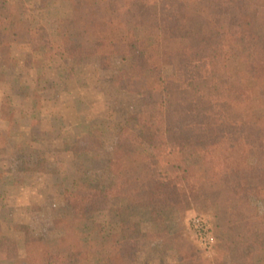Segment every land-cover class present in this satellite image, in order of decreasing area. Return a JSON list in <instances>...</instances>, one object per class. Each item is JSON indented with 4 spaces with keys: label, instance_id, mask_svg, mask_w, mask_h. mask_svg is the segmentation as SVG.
I'll use <instances>...</instances> for the list:
<instances>
[{
    "label": "trees",
    "instance_id": "1",
    "mask_svg": "<svg viewBox=\"0 0 264 264\" xmlns=\"http://www.w3.org/2000/svg\"><path fill=\"white\" fill-rule=\"evenodd\" d=\"M63 1L71 27L55 51L44 43L42 28L31 30L23 18L24 0H0V64L16 65L13 47L25 31L32 34L33 51L42 48L50 58L94 55L105 70L116 59L131 63L124 78L128 91L159 97L143 107L138 131H121L122 145L109 163L105 192L119 201L120 216L130 220L138 204L160 223L154 191L181 177L184 190L167 198L181 216L192 208L183 200L187 193L209 202L219 247L241 245L227 264H264V213L253 201L264 180V0ZM138 28L145 30L142 36ZM200 154L206 157L188 163ZM259 196L264 201V189ZM95 224L83 216L55 219L58 238L28 244L25 263L123 264L132 240L105 235ZM156 237L183 246L182 233Z\"/></svg>",
    "mask_w": 264,
    "mask_h": 264
},
{
    "label": "rangeland",
    "instance_id": "2",
    "mask_svg": "<svg viewBox=\"0 0 264 264\" xmlns=\"http://www.w3.org/2000/svg\"><path fill=\"white\" fill-rule=\"evenodd\" d=\"M24 2L23 18L31 30L42 28L44 43L56 51L62 46L63 32L71 27L69 3ZM135 31L142 36L145 30ZM31 35L25 31L14 45L16 65L0 64V264H26L28 244L60 235L55 219L82 216L90 227L101 226L105 235L129 236L132 252L123 264L229 263L230 254L241 245L219 247L211 204L187 193L183 200L191 202L192 208L182 217L167 201L184 190L183 178L169 179L163 191H154L156 208L163 213L158 224L152 223L150 210L138 204L125 221L119 201L105 192L111 180L109 163L122 145L121 131H138L135 120L143 107L159 97L128 91L124 78L134 66L116 59L105 70L94 55L50 58L42 48L33 51ZM174 134L181 137L180 129ZM142 140L151 149L147 134ZM205 157L200 154L188 163ZM262 189L264 180L253 201L264 213ZM195 217L209 229L211 248L197 240L191 223ZM163 231L182 233L183 246L177 249L171 241L162 244L156 236Z\"/></svg>",
    "mask_w": 264,
    "mask_h": 264
},
{
    "label": "built area",
    "instance_id": "3",
    "mask_svg": "<svg viewBox=\"0 0 264 264\" xmlns=\"http://www.w3.org/2000/svg\"><path fill=\"white\" fill-rule=\"evenodd\" d=\"M191 223L197 240L201 245L205 246V248H211L210 232L205 222L200 217H195L191 220Z\"/></svg>",
    "mask_w": 264,
    "mask_h": 264
}]
</instances>
